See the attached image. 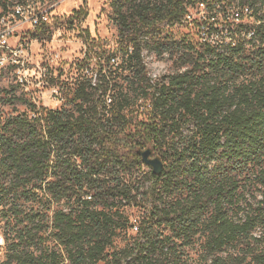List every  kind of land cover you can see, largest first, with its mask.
I'll return each instance as SVG.
<instances>
[{"label":"trees","instance_id":"1","mask_svg":"<svg viewBox=\"0 0 264 264\" xmlns=\"http://www.w3.org/2000/svg\"><path fill=\"white\" fill-rule=\"evenodd\" d=\"M189 1L116 0L124 83L115 71L82 78L72 109L29 103L0 117L1 264H264V27L223 48L191 32L143 40L181 22ZM87 45L83 64L103 50ZM148 47L178 69L153 81ZM135 111L136 139L124 133ZM146 149L160 174L143 163ZM122 201L142 202L139 220ZM128 225L137 236L116 248Z\"/></svg>","mask_w":264,"mask_h":264},{"label":"rangeland","instance_id":"2","mask_svg":"<svg viewBox=\"0 0 264 264\" xmlns=\"http://www.w3.org/2000/svg\"><path fill=\"white\" fill-rule=\"evenodd\" d=\"M17 5L36 13L47 11L48 20L35 27L29 22H24L19 30V41L27 42L29 46L28 82L25 88H22L15 83V78L11 74L0 76V108L5 115L27 111L29 103L47 108L72 109L74 105L69 99L82 78L92 81L107 78L110 81L115 71L117 81L124 83L128 71L116 68L122 52L119 48H123L120 44L122 38L118 29L116 0H0V12ZM79 8H83L84 15L75 14V10ZM86 30L89 37H86ZM190 32L192 33L190 27L185 23L163 22L145 30L143 40L151 46L150 40L153 37L181 40L188 37ZM87 44H99L103 50L94 54L95 58L86 59L83 64L81 60L88 48ZM142 54L147 74L153 81L160 80L178 69L179 62H175L168 53L157 55L148 47ZM44 70L46 75L42 74ZM104 111L106 112L105 109ZM142 117V114L133 112L124 133L131 138H138ZM147 147L151 149L149 145L145 146ZM122 152L120 150V153ZM156 155L153 150L151 156ZM144 170L148 171V168ZM134 172V176L139 173ZM140 177L145 179L144 175ZM143 181L142 179L140 183ZM144 182L148 184L146 179ZM136 199L138 202L139 195ZM122 205L126 216H132L131 222H134V218L139 220L145 210L142 202L135 205L134 202L122 201ZM136 236L133 227L130 228L128 225V228L119 233L114 245L116 248H122ZM197 249L198 246L190 250L192 257H198ZM4 252V249L0 248V264L4 260Z\"/></svg>","mask_w":264,"mask_h":264},{"label":"built area","instance_id":"3","mask_svg":"<svg viewBox=\"0 0 264 264\" xmlns=\"http://www.w3.org/2000/svg\"><path fill=\"white\" fill-rule=\"evenodd\" d=\"M185 8L181 23L190 27L199 43L215 48L234 46L238 40L251 42L264 27V0H190ZM47 20V11L36 13L19 5L0 12V76L11 74L25 88L30 54L28 43L19 41V30L24 22L35 27ZM4 244L0 226V248Z\"/></svg>","mask_w":264,"mask_h":264},{"label":"water","instance_id":"4","mask_svg":"<svg viewBox=\"0 0 264 264\" xmlns=\"http://www.w3.org/2000/svg\"><path fill=\"white\" fill-rule=\"evenodd\" d=\"M142 161L149 166L153 173L160 174L163 170V162L157 156H151V150L146 149L141 153Z\"/></svg>","mask_w":264,"mask_h":264}]
</instances>
